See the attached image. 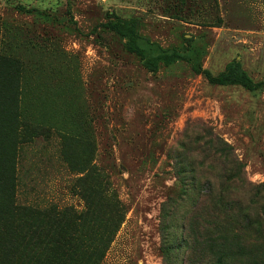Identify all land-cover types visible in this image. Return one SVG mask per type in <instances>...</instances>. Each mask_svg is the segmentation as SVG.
Masks as SVG:
<instances>
[{"label":"rangeland","instance_id":"374dc122","mask_svg":"<svg viewBox=\"0 0 264 264\" xmlns=\"http://www.w3.org/2000/svg\"><path fill=\"white\" fill-rule=\"evenodd\" d=\"M109 14L163 47L191 39L189 60L150 72ZM0 55L19 67L13 92L0 64L3 113L14 95L28 123L0 166L17 205L47 213L0 217V264H264V87L195 69L237 60L264 81V0H0ZM61 79L76 120L58 128L22 88Z\"/></svg>","mask_w":264,"mask_h":264},{"label":"trees","instance_id":"16d2710c","mask_svg":"<svg viewBox=\"0 0 264 264\" xmlns=\"http://www.w3.org/2000/svg\"><path fill=\"white\" fill-rule=\"evenodd\" d=\"M102 25L118 34L124 41V46L127 51L134 53L139 57L144 67H146L150 72H157L161 65H171L179 60H189L188 53L191 51L193 44H191V39H186V43L183 48L178 47H163L160 43L150 39L149 37L143 35L140 32L141 20L138 17L123 18L116 16L114 14H109L108 19L102 23ZM7 63L9 68L12 70L14 64L16 68L14 69V75L10 84V91L17 92L18 87L12 86L13 80L16 75L18 63L16 60L7 58L0 55V64ZM198 73H202L212 84L220 86L237 85L241 86L249 91H256L264 87V81H255L246 69L243 68L241 63L237 60H233L228 63L225 70L221 73L214 75L208 69L201 68L198 66L195 68ZM2 80H0V86H2ZM12 92V93H13ZM2 92L0 91V161L7 163L10 160L14 164L11 157L15 156V143L16 139L20 138L24 134V129L27 127L28 123L20 120L19 112L17 107H14V95L12 96L10 112L6 116L3 113L2 107ZM16 99L15 101H17ZM32 130H37L39 126L34 127L31 125ZM63 139L67 140L68 137L63 134ZM10 141L11 147L9 145L4 147V143ZM13 145V148H12ZM9 148V150H8ZM10 157V158H9ZM14 159V158H13ZM15 166L13 165L11 170H7L0 166V187H5L4 193L0 195V199L3 200V209L0 208V217H15L20 214H30L37 215L43 214L44 217L47 213L35 209L33 207L19 206L16 203V177L14 175ZM230 176H226L228 179ZM3 219L0 218V222ZM122 222V219H121ZM114 235L111 236V238Z\"/></svg>","mask_w":264,"mask_h":264},{"label":"crops","instance_id":"0c3cea01","mask_svg":"<svg viewBox=\"0 0 264 264\" xmlns=\"http://www.w3.org/2000/svg\"><path fill=\"white\" fill-rule=\"evenodd\" d=\"M61 80L62 82H60ZM61 80L56 81L57 84L52 90H44L41 85L38 86V88L30 90L22 88L24 91V96L22 98L25 104L24 108L34 109L35 114H37L38 112L36 109H42L49 103L53 109L52 120H56L58 128L65 124L62 123V120H76L74 113H72L71 110V104L74 102V89L67 85V79ZM47 97H49V99L48 101H45L47 100ZM72 124L75 126V123ZM68 126H71V124ZM68 126L66 125V127Z\"/></svg>","mask_w":264,"mask_h":264}]
</instances>
